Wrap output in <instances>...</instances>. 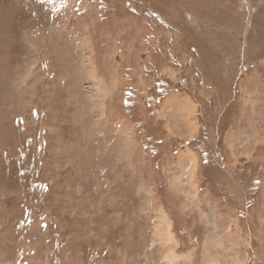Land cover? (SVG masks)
Returning <instances> with one entry per match:
<instances>
[{"label":"rangeland","instance_id":"rangeland-1","mask_svg":"<svg viewBox=\"0 0 264 264\" xmlns=\"http://www.w3.org/2000/svg\"><path fill=\"white\" fill-rule=\"evenodd\" d=\"M0 264H264V0H0Z\"/></svg>","mask_w":264,"mask_h":264},{"label":"trees","instance_id":"trees-1","mask_svg":"<svg viewBox=\"0 0 264 264\" xmlns=\"http://www.w3.org/2000/svg\"><path fill=\"white\" fill-rule=\"evenodd\" d=\"M220 124H222V119L220 120ZM208 132L204 131L201 133L200 137L197 139V145H192V148H195L198 150V152L201 154V158L203 160V162L205 163H201V167L204 165L205 167H208L209 164H211V162H213V152L209 151V150H202L201 149V145H203L205 142H207L208 140ZM217 159V157H214ZM218 160V159H217Z\"/></svg>","mask_w":264,"mask_h":264},{"label":"crops","instance_id":"crops-1","mask_svg":"<svg viewBox=\"0 0 264 264\" xmlns=\"http://www.w3.org/2000/svg\"><path fill=\"white\" fill-rule=\"evenodd\" d=\"M195 128H196V127H195ZM195 128H194V129H195ZM193 135H194V134H193Z\"/></svg>","mask_w":264,"mask_h":264}]
</instances>
